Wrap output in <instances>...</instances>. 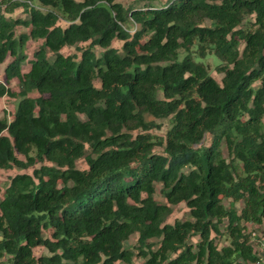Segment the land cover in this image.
<instances>
[{"label":"trees","instance_id":"trees-1","mask_svg":"<svg viewBox=\"0 0 264 264\" xmlns=\"http://www.w3.org/2000/svg\"><path fill=\"white\" fill-rule=\"evenodd\" d=\"M136 1L0 0V65L5 82L19 80L17 91L0 82V96L18 98L12 118L0 117V168H33L0 194V264L256 259L264 0ZM72 46L79 54L62 51ZM213 53L220 82L195 60ZM181 202L191 217L166 222ZM133 234L137 251L125 245Z\"/></svg>","mask_w":264,"mask_h":264},{"label":"rangeland","instance_id":"rangeland-1","mask_svg":"<svg viewBox=\"0 0 264 264\" xmlns=\"http://www.w3.org/2000/svg\"><path fill=\"white\" fill-rule=\"evenodd\" d=\"M122 2V4L127 7V6H135V7H141L143 4L142 3H138L136 0H119ZM170 0H151L150 2L147 3V6H151V7H160L163 5H166ZM15 16H23L24 13L21 11V9H18L15 11L14 13ZM135 28V26H132L130 28L131 31H133ZM38 42H32L29 44L28 48H27V53L30 55L32 53V51L38 46ZM85 45V44H82ZM121 43L119 41H115L114 42V46L116 47H120ZM62 51L66 54H71V53H76L79 54L78 50L72 46V47H65L62 49ZM96 51L99 52L100 48H96ZM183 57V53L180 54L179 59L181 60V58ZM196 61H201L205 64H209L211 72L213 74V76L220 82L222 79L223 74L217 72L216 70V65L221 63V60L213 53V54H208L207 57L205 58H199V57H195ZM3 71V67L2 65H0V82L2 83H6V85L12 90V91H17L19 90V80L18 79H12L11 81L5 82V77L2 73ZM17 99L15 97L9 96V95H4V96H0V117H4L7 116L8 119L12 118L13 115V111L15 109V105L17 103ZM158 122H160L162 124V127L160 129H156L154 130V132H156L157 134L161 135V136H165L166 130L169 127V120L168 119H159ZM212 140V136L208 135L206 137V139L201 143V145L203 146H207L210 144ZM223 150L225 153V156H227V151H226V147L225 144L223 145ZM156 151L161 152L162 148L161 147H157ZM39 165V164H38ZM77 166L80 168H85L87 167L86 161L82 158L80 160L77 161ZM33 168H28V169H19V168H11V169H3L0 168V194L3 193L4 189L6 188L11 176H13L14 174L18 173V172H29L32 173ZM160 184L156 185V198L160 201V202H165L164 197L162 196V194L160 193ZM224 203L227 207H233L236 210L240 211V209L242 208V202H233L231 199L229 198H224ZM172 213L166 218V222L169 223H173L176 219L179 220H184V219H188L191 217L190 215V210L187 207L185 202H181L179 204L176 205H172ZM254 225H251L250 228H253ZM262 232V234H264V222H263V226L258 228L257 230H259ZM138 234H133L129 240L126 242V247L127 248H131L135 251L138 250ZM196 240V238L194 239ZM156 242V241H154ZM219 243L220 246L222 245H227L229 244V240L226 238V236H222L221 238H219ZM155 245L157 246V243H155ZM35 253L37 255L42 254V253H47L46 249H44L43 247H38L35 250ZM142 258L140 257H136L135 258V262H139L141 261Z\"/></svg>","mask_w":264,"mask_h":264},{"label":"built area","instance_id":"built-area-1","mask_svg":"<svg viewBox=\"0 0 264 264\" xmlns=\"http://www.w3.org/2000/svg\"><path fill=\"white\" fill-rule=\"evenodd\" d=\"M134 26L136 27V23H134ZM260 227L256 226V229H254L251 232V238L253 240L255 251H256V259L255 260H243L242 264H264V234L259 230H257Z\"/></svg>","mask_w":264,"mask_h":264}]
</instances>
